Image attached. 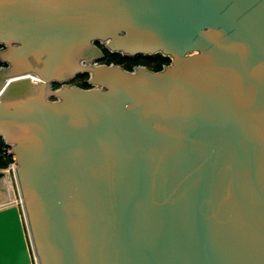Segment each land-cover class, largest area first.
Here are the masks:
<instances>
[{"label": "water", "instance_id": "water-1", "mask_svg": "<svg viewBox=\"0 0 264 264\" xmlns=\"http://www.w3.org/2000/svg\"><path fill=\"white\" fill-rule=\"evenodd\" d=\"M0 62V264H264V0H0Z\"/></svg>", "mask_w": 264, "mask_h": 264}, {"label": "trees", "instance_id": "trees-1", "mask_svg": "<svg viewBox=\"0 0 264 264\" xmlns=\"http://www.w3.org/2000/svg\"><path fill=\"white\" fill-rule=\"evenodd\" d=\"M98 45L105 52L104 58L101 59L99 63H116L129 70H132L137 65H144L153 70H160L171 60L170 57L165 56L161 53L153 55L127 56L117 52H110L105 48L103 44L98 43ZM1 64L2 63L0 62V65ZM88 77V73H81L77 75L71 82L82 87H89L90 85L87 82ZM9 148L10 147L5 143L4 139L0 136V168L8 167L14 161L12 154H10L8 151Z\"/></svg>", "mask_w": 264, "mask_h": 264}, {"label": "crops", "instance_id": "crops-1", "mask_svg": "<svg viewBox=\"0 0 264 264\" xmlns=\"http://www.w3.org/2000/svg\"><path fill=\"white\" fill-rule=\"evenodd\" d=\"M1 169V168H0ZM2 170V169H1ZM1 170H0V174L3 176L2 177V184L9 190V191H15L16 190V186H15V180H14V177H13V171H12V169L11 168H9V169H3L2 170V172H1ZM7 173V174H6ZM9 174V175H8ZM11 176V177H10ZM9 178V181L8 182H10V185L12 186V188L10 189L6 184L8 183H6V181H5V179L4 178ZM15 201V199L13 198V197H9V202H14Z\"/></svg>", "mask_w": 264, "mask_h": 264}, {"label": "bare ground", "instance_id": "bare-ground-1", "mask_svg": "<svg viewBox=\"0 0 264 264\" xmlns=\"http://www.w3.org/2000/svg\"><path fill=\"white\" fill-rule=\"evenodd\" d=\"M2 172V171H1ZM7 174V173H6ZM9 175V174H8ZM11 177V176H10ZM5 179V181H6V183L9 181V178L7 177V178H4ZM10 189L12 188V186L10 185V182H8L7 184H6ZM12 191V190H11Z\"/></svg>", "mask_w": 264, "mask_h": 264}, {"label": "rangeland", "instance_id": "rangeland-1", "mask_svg": "<svg viewBox=\"0 0 264 264\" xmlns=\"http://www.w3.org/2000/svg\"><path fill=\"white\" fill-rule=\"evenodd\" d=\"M9 168H10V165H9L8 167L1 168V169H2V170H3V169H6V170H7V169H9ZM1 169H0V170H1ZM2 170H1V171H2ZM2 177H3V176L0 174V180H2ZM15 188H16V187H15Z\"/></svg>", "mask_w": 264, "mask_h": 264}, {"label": "built area", "instance_id": "built-area-1", "mask_svg": "<svg viewBox=\"0 0 264 264\" xmlns=\"http://www.w3.org/2000/svg\"><path fill=\"white\" fill-rule=\"evenodd\" d=\"M9 149H8V151H9ZM10 168L13 170V168H14V162L10 164Z\"/></svg>", "mask_w": 264, "mask_h": 264}]
</instances>
